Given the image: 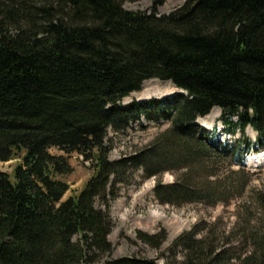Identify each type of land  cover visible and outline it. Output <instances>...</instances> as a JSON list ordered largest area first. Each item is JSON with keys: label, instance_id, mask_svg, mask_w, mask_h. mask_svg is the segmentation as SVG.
Wrapping results in <instances>:
<instances>
[{"label": "trees", "instance_id": "1", "mask_svg": "<svg viewBox=\"0 0 264 264\" xmlns=\"http://www.w3.org/2000/svg\"><path fill=\"white\" fill-rule=\"evenodd\" d=\"M126 1L0 0V161H19L0 170V264L110 256V204L135 171L143 180L175 174L154 186L162 204L237 202L228 228L221 217L197 222L164 264H264V191L249 189L246 165L264 151V0H186L167 14L158 12L164 0L149 11L127 10ZM151 79L186 95L122 106ZM214 108L224 139L216 126L197 125ZM142 117L168 127L112 160L109 130L123 133ZM73 154L91 175L65 197ZM136 238L159 249L167 232ZM103 264L159 263L124 256Z\"/></svg>", "mask_w": 264, "mask_h": 264}, {"label": "rangeland", "instance_id": "2", "mask_svg": "<svg viewBox=\"0 0 264 264\" xmlns=\"http://www.w3.org/2000/svg\"><path fill=\"white\" fill-rule=\"evenodd\" d=\"M185 1L164 0L163 4L158 7V12L159 14H167L181 6ZM151 6L152 0H128L124 3V7L130 11H149ZM170 83L159 79L145 81L140 91L133 92L123 100L122 106L129 105L134 101L145 103L153 99L160 101L174 98L177 95H186ZM221 117L222 111L214 108L207 116L200 118L197 125L203 122L204 125L200 124L201 126H199L210 131L216 126L218 129L217 135L224 139L226 136L222 131ZM167 127V121L155 122L154 120L142 118L139 121H133L123 133L115 134L112 130H109L108 136L112 139V149L109 157L116 160L135 153L151 143ZM247 131L252 138L256 136L251 129ZM52 151L56 152V150ZM260 156L261 158L258 154L247 155L248 166L252 167L249 172L248 186L252 190L264 191V151L261 152ZM256 158L260 159L256 160ZM18 162V160L0 161V170L11 173ZM70 164L73 171L65 178L69 185V191L65 197L79 192L91 175V170L88 168L89 164L84 162L79 155L73 154L70 158ZM139 175L140 172L135 171L128 184H118V196L111 202L109 208L113 228L108 239L113 245V251L110 256L104 255L97 264H103L110 257L119 258L124 256L147 257L155 259L159 264H164L174 239L184 231L190 230L197 222L203 219L213 221L215 218L221 217V222L228 228L234 221L237 202L233 201L228 206L217 204L214 207L200 203L182 206L162 204L154 196V186L159 179L165 184L173 182L175 174L165 172L160 177H150L144 180ZM96 206L104 208L99 200L96 201ZM162 229L167 232V238L159 249L152 248L136 238L137 231L154 234ZM177 256L180 259V254H177Z\"/></svg>", "mask_w": 264, "mask_h": 264}, {"label": "bare ground", "instance_id": "3", "mask_svg": "<svg viewBox=\"0 0 264 264\" xmlns=\"http://www.w3.org/2000/svg\"><path fill=\"white\" fill-rule=\"evenodd\" d=\"M150 81H151V80H150ZM170 84H171V83H170ZM172 86H173V84H172ZM169 96H170V95H169ZM200 124H201V125H204V123H203V122H200Z\"/></svg>", "mask_w": 264, "mask_h": 264}]
</instances>
